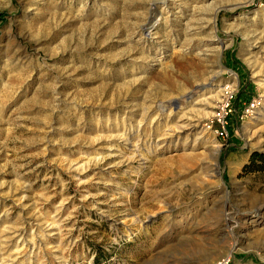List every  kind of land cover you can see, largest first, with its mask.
Listing matches in <instances>:
<instances>
[{
    "label": "rangeland",
    "instance_id": "1",
    "mask_svg": "<svg viewBox=\"0 0 264 264\" xmlns=\"http://www.w3.org/2000/svg\"><path fill=\"white\" fill-rule=\"evenodd\" d=\"M254 152L264 0H0V264H264Z\"/></svg>",
    "mask_w": 264,
    "mask_h": 264
},
{
    "label": "built area",
    "instance_id": "2",
    "mask_svg": "<svg viewBox=\"0 0 264 264\" xmlns=\"http://www.w3.org/2000/svg\"><path fill=\"white\" fill-rule=\"evenodd\" d=\"M235 88L230 87L228 84L224 86L223 93L221 94L220 100L217 103V107L214 109L212 120L215 122V128L213 133L220 138L227 136L228 120L232 115V104L234 102ZM260 101L253 98L250 102V107H257Z\"/></svg>",
    "mask_w": 264,
    "mask_h": 264
},
{
    "label": "bare ground",
    "instance_id": "3",
    "mask_svg": "<svg viewBox=\"0 0 264 264\" xmlns=\"http://www.w3.org/2000/svg\"><path fill=\"white\" fill-rule=\"evenodd\" d=\"M215 13V12H214ZM214 21H216L215 20V16H214ZM151 27V26H150ZM148 29V28H147ZM220 43H222V42H220ZM201 89V88H200ZM197 90V89H196ZM196 90H193L192 92H190V93H188V94H184V95H182V96H180L179 98H178V102H186V100H187V98H191L197 91ZM208 92H210V90H208ZM212 97L213 96H208L207 97V101L206 102H204V103H200V102H195L194 104H196V105H205L204 107H211L210 106V102H211V99H212ZM202 102V101H201ZM169 104V103H168ZM167 104V105H168ZM166 105V104H165ZM164 105V106H165ZM178 105H180V103L178 104ZM202 107V106H201ZM215 108V107H214ZM186 120L187 121H185V120H183V122L182 123H180V124H176L175 125V128H172V129H170V130H167L166 132H164L165 134H166V137H170V136H186V137H188V136H192V133H193V129H194V125H192L191 124V118H186ZM185 121V122H184ZM178 123V122H177ZM167 125V124H166ZM169 168V167H168ZM169 169H171V168H169ZM173 169V168H172ZM167 171V170H166ZM165 171V172H166ZM172 171V170H171ZM170 172V171H169ZM167 173V174H169L170 175V173ZM173 173V172H172ZM163 175V174H162ZM171 176V175H170ZM169 176V177H170ZM159 181V180H158ZM155 191V190H154ZM147 193V192H146ZM153 195V194H152ZM155 196V195H154ZM151 199V198H150ZM146 201V200H145ZM151 202V201H150ZM229 215V214H228ZM227 216V215H226ZM231 216V215H230ZM233 216V215H232ZM230 218V220L232 219V217H229ZM149 220H151V219H149ZM228 221L229 220H226V223H228ZM17 230V229H16ZM17 231H20L19 229L17 230ZM20 233V232H19ZM6 248V247H5ZM226 259V258H225Z\"/></svg>",
    "mask_w": 264,
    "mask_h": 264
},
{
    "label": "trees",
    "instance_id": "4",
    "mask_svg": "<svg viewBox=\"0 0 264 264\" xmlns=\"http://www.w3.org/2000/svg\"><path fill=\"white\" fill-rule=\"evenodd\" d=\"M250 163L252 162H258V160H261V161H264V156L260 155L259 153H252L251 156H250Z\"/></svg>",
    "mask_w": 264,
    "mask_h": 264
}]
</instances>
